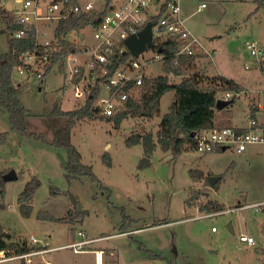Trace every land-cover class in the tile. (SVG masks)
<instances>
[{
    "label": "rangeland",
    "instance_id": "rangeland-1",
    "mask_svg": "<svg viewBox=\"0 0 264 264\" xmlns=\"http://www.w3.org/2000/svg\"><path fill=\"white\" fill-rule=\"evenodd\" d=\"M122 1L113 0L116 4ZM261 1L179 0L187 28L211 54L198 59L199 73L233 80L245 89L240 94H217V100L223 101L230 93L232 98L227 102H233L216 109L217 126L247 125L250 105L263 102L258 92L264 90V57L260 65L247 45L253 43L258 53L264 52ZM21 5L22 0H0V9H5L9 18ZM158 12L159 6H152L150 14ZM48 34L51 36V31ZM12 36L6 18L0 17V56L10 52ZM68 40L80 50L94 43V30L88 27L73 32ZM154 55L150 49L141 59ZM71 68V60L64 69L55 66L43 81L13 76L15 84L24 89L22 101L30 111L27 131L42 137L13 131L8 113L0 110V133L9 134L8 142L0 144V173L14 170L18 176L5 185L0 227L15 243L48 247L47 252L32 256L30 264H96L98 251H102V264H264V206L260 210L241 208L264 203V146H250L243 154L230 149L209 154L190 150L177 156L158 148L151 156V165L139 168L144 146L131 145L128 140L133 134L158 132L175 99L170 91L161 99L160 114L151 120L130 117L119 126L104 120L77 122L71 142L83 163L92 167L96 180H70L68 151L52 144L54 131L65 127L68 120L50 112L56 105L64 111L84 105V99L73 96ZM146 74L149 78L165 75L163 63L150 64ZM181 78L171 76L170 81L178 83ZM33 180L39 181V186L30 204V216L25 217L19 196ZM211 180L219 181L218 186ZM74 199L88 213L82 223L72 226L40 217L64 218ZM209 201L222 204L224 212L208 217L210 211L201 207ZM241 234L253 237L255 244L242 243ZM104 236L111 237L91 240L79 251L69 246L83 238ZM0 264L28 261L14 259Z\"/></svg>",
    "mask_w": 264,
    "mask_h": 264
},
{
    "label": "built area",
    "instance_id": "built-area-1",
    "mask_svg": "<svg viewBox=\"0 0 264 264\" xmlns=\"http://www.w3.org/2000/svg\"><path fill=\"white\" fill-rule=\"evenodd\" d=\"M154 5L159 6L157 15L150 14ZM163 9H165V13L159 22L154 23L152 28L155 49H158L155 41L160 45L167 37H171L178 38L182 45L175 56V64L179 62L181 56L205 53L211 57L210 52H206L202 48L198 39L187 28L181 15L179 0H124L118 4L111 0L109 6L108 0H22V5L15 8L12 17L13 21L22 27L13 33V37L24 39L32 36L35 44L32 49H27L20 54L19 64L15 68L14 74L43 81V76L47 67L52 63L54 55L62 51V44L56 35L57 27L72 17L103 12L102 21L98 27H92L94 43L85 44L78 50L76 44L72 42L75 49L64 57V61H59L57 66L65 65L71 60L69 83L72 86L74 98L84 99V105L88 98H93L95 99L94 109L96 112L103 116H115L124 110L128 100L134 95L138 96L145 79L149 78L146 74V67L156 61L164 63L166 56L157 50L154 51V56L141 59L146 50L138 58L134 56L122 62L110 75L116 64L114 57L130 52L125 45V40L141 32L148 23H152L150 19L158 16ZM54 23H56L55 28L52 27ZM48 30L51 31V36L48 34ZM68 36L66 35V40H68ZM247 45L251 54L258 56L260 65L263 64L264 52L258 53L253 43ZM159 48L161 49V47ZM246 68L249 67L246 66ZM65 92L68 90L65 89ZM258 94L263 95V102L254 101L251 107L264 114V90ZM231 98L232 95L226 93L223 100L228 101ZM254 145L264 146V122H259L253 115H250L246 128L215 127L203 132L196 137L193 150L200 154H209L214 153L216 149L226 148V150L230 149L238 154H243L250 146ZM262 206L264 203H255L241 208L255 207L260 210ZM231 211L229 210V212ZM207 216H213V214ZM215 230L216 228H213V231ZM79 235L84 237L82 232ZM240 241L248 245L255 244L254 238L246 234L240 235ZM31 242L36 243V239L31 238ZM91 242L83 239L69 246L73 247L75 251H79ZM45 248L22 254L9 248L0 249V263L23 259L30 264L32 256L48 251Z\"/></svg>",
    "mask_w": 264,
    "mask_h": 264
},
{
    "label": "trees",
    "instance_id": "trees-1",
    "mask_svg": "<svg viewBox=\"0 0 264 264\" xmlns=\"http://www.w3.org/2000/svg\"><path fill=\"white\" fill-rule=\"evenodd\" d=\"M111 0H108V6ZM264 7V0L260 2ZM165 13V9L150 21L157 23ZM103 12H93L89 15L72 17L62 22L56 29V35L62 44L61 53L54 55L52 63L47 67L44 78L51 72L58 62L70 53L75 46L66 35L76 32L79 33L88 27L97 28L102 21ZM0 17L6 18L7 28L13 33L18 31L22 26L9 18L5 9H0ZM156 45L161 47L166 60L163 63L165 75L154 78H146L143 86L138 92L125 103L124 110L115 116H103L94 109L95 99L88 98L85 105L72 111H64L57 105L50 112L52 116L65 117L68 124L65 127L54 131L53 145L56 147L66 148L69 155L67 166V177L72 179H81L89 177L96 180L92 167L83 163L82 155L72 144V129L77 122L104 120L114 122L119 126L124 119L140 118L151 120L160 114L162 97L172 91L175 99L170 106L169 113L164 115L156 134L152 132L133 134L129 138V144L142 143L144 146L145 156L141 159L139 168L151 165V156L154 151L160 148L163 152H171L177 156L186 151L193 150L196 144V137L203 132L215 128L214 118L216 111L217 94L220 91H230L240 94L245 91L243 86L233 80L224 77H210L199 73L197 70L198 59L206 56L205 53H197L191 56H181L177 64L174 63L176 54L181 49V43L178 38L167 37L164 43L160 44L155 41ZM35 41L32 36L17 39L12 36L10 52L0 56V110L6 111L9 115L11 128L21 135L42 137L35 134H29L27 131L28 118L30 111L22 101L23 87L14 82L13 76L17 65L19 64L20 54L34 47ZM158 49H154L156 52ZM134 57L131 52L125 55L118 54L114 57L116 62L115 68L111 70L110 75L122 62ZM64 69V65L60 66ZM182 77L178 83L171 82L170 78ZM95 98V97H94ZM233 103V102H230ZM9 139L8 132L0 133V144H6ZM223 149H216L214 152H221ZM109 158V157H108ZM109 166L111 163H108ZM7 174V173H5ZM0 173V202L5 195L4 175ZM218 182L214 183L215 187ZM39 181L33 180L19 196L21 209L25 217L31 213V201L33 200ZM57 193V192H55ZM214 212H224L222 204L209 201L201 207V210ZM208 212V211H207ZM88 213L82 209L78 200L74 199L73 208L70 209L64 218H55L51 215H41L42 219L49 221L61 222L68 225L82 223ZM12 249L16 253H26L30 251L42 250L40 247H28L11 241V235L0 227V249ZM45 249H48L46 247Z\"/></svg>",
    "mask_w": 264,
    "mask_h": 264
},
{
    "label": "water",
    "instance_id": "water-1",
    "mask_svg": "<svg viewBox=\"0 0 264 264\" xmlns=\"http://www.w3.org/2000/svg\"><path fill=\"white\" fill-rule=\"evenodd\" d=\"M154 23H148L145 28L139 32L137 35L130 36L125 40V45L129 49V51L135 56L139 57L141 53L146 50L155 49V44L153 42V26ZM159 52H162V49H158ZM230 102L227 101H218L216 104V109H223L228 106ZM223 151H226V148H223ZM4 181H15L18 179L17 173L14 170H11L7 174L4 175ZM210 183H215L214 180H211ZM229 229L231 231V224L229 225Z\"/></svg>",
    "mask_w": 264,
    "mask_h": 264
},
{
    "label": "crops",
    "instance_id": "crops-1",
    "mask_svg": "<svg viewBox=\"0 0 264 264\" xmlns=\"http://www.w3.org/2000/svg\"><path fill=\"white\" fill-rule=\"evenodd\" d=\"M238 84H240V83H238ZM241 85V84H240ZM242 86V85H241ZM252 105H250V114H249V116L250 115H253V117L254 118H256V119H258L259 120V122L260 121H262V122H264V114H261V113H259V112H257L256 111V108H253V107H251ZM258 115H261V117L260 118H258L257 116ZM215 116H216V111H215ZM249 116H248V123H249ZM215 123V122H214ZM248 126V124L247 125H233V127H239V128H246ZM215 127L216 128H222V127H220V126H217L216 124H215ZM80 233V232H79ZM83 233V232H82ZM111 236H104V237H102V238H97V239H88V240H99V239H108V238H110ZM84 239V238H83ZM86 240V239H85ZM96 260H97V263L96 264H102V251H98L97 252V254H96Z\"/></svg>",
    "mask_w": 264,
    "mask_h": 264
}]
</instances>
